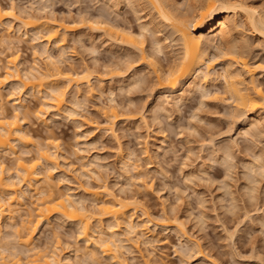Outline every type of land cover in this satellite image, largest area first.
<instances>
[{"label": "rangeland", "instance_id": "obj_1", "mask_svg": "<svg viewBox=\"0 0 264 264\" xmlns=\"http://www.w3.org/2000/svg\"><path fill=\"white\" fill-rule=\"evenodd\" d=\"M40 1L0 0V8L3 7V11H8L10 8L12 9L10 11H13L11 14L13 16L9 15L11 18L6 15L3 20V22L6 20V24L4 23L6 26L3 24L0 28V80L4 77V82L6 81L8 67L6 68L5 64H8L9 58L14 56L19 63L18 72L8 70L11 74H8L6 83L0 85V113L1 110L8 115L17 113L22 130L29 131L34 142L50 138L56 141L54 143L58 145L59 156L56 169L50 171L51 184L52 182L57 184L56 189L54 186V192L65 193L69 186L77 198L81 195L82 204L91 208L92 212H95L96 208L93 207L97 203L91 202L92 197L85 193L84 189L98 191L100 196L105 197L103 186H107L108 192L116 195L122 202L135 204L129 205L128 214L133 215L131 221L135 223L134 226L137 225L136 231L135 228L132 231L127 228L131 233L126 231L123 223L115 227L124 243L120 242L122 246L115 254L123 264H264V171L259 168L260 162L264 165V112L260 111L256 115L263 124L261 123L255 131L256 134L260 131L261 135L255 134V137L252 132L255 128L250 129L251 127L243 126L241 122L247 113L241 115L243 119L238 113L234 114L233 106L230 105L232 102L224 93L225 84L221 74L224 75L225 56L224 59L215 56L217 51L214 47L213 52L210 49L208 51L210 54L206 56L207 59L205 58V63L207 66L210 64L211 67L206 70L205 64V68L201 70L209 71L210 76H214L206 86L210 95L192 93L188 95L189 98L186 96V100L180 102V106L178 104L175 107L162 96L165 95L166 90L158 85L155 75L151 73L152 68L147 64L148 59L143 60L141 56L150 55L148 58L153 59L161 70L166 71L174 63L176 54H179L178 42L174 37L168 38L166 33H169L167 32L169 28L157 18H153L155 12L151 5H147L148 2L139 1L130 5L124 2L118 4L113 0ZM173 1L180 9L179 14L182 13L181 16L185 18L189 31L193 32L190 21L194 14L190 11L199 4L206 7L208 1L214 0ZM239 1L242 3L244 1L243 4L246 6L256 8L259 14L262 13L264 16V0ZM184 12L186 13L183 15ZM14 17L20 18L21 21L29 17L36 18L30 19L37 20L36 24H40L37 25L40 28L33 29L34 31L28 29L29 27L24 28ZM59 22L72 28L68 31L59 30V38L64 42L61 52L56 48L53 49L52 43L45 40V30L51 26L57 28L56 23L60 24ZM139 24L140 26L147 24L149 27V31L144 32V37L142 35L143 52L130 49L127 43L124 44L125 40H122L123 29L124 32L126 30L132 34H139L141 31ZM240 25L241 28L238 27L235 38L238 35L240 41H237L238 44L246 46V48L242 46L246 49L242 57L249 67L255 69L254 74H250L255 85L259 84L264 88V68H262L264 38L259 37L249 26L246 27L245 23L241 22ZM104 27L110 28V31L106 32ZM102 29L105 31L102 32ZM163 29L165 31H162ZM120 31L122 34L120 33L119 37ZM35 32L38 33L39 41L32 39ZM135 37L139 35L133 38ZM153 40L161 43L163 48L161 53L150 50ZM42 44L48 47V53L50 51L48 59L41 50ZM55 67L66 74L67 72L77 76L86 74L87 81L81 82L82 84L66 85L63 106L60 113H56H59L56 118L55 112L44 108L43 110L48 112L40 114L37 112L38 117L35 118L37 116H33L35 110L42 108L40 95H32L31 91L28 92L20 84V81H25L26 75L38 78L46 72L45 75L51 77L48 79V76L42 75L47 79H43L44 82L54 83L53 68ZM238 68L236 67V72L241 73L242 77L244 71H239L241 69ZM26 72L29 75L25 74ZM246 74L240 79L245 83L243 86L248 85L247 88L250 89L252 81L248 77L251 76ZM132 75L133 77L137 75L136 77L141 79L137 81L139 84L134 83L133 87L130 86L133 83L130 85L127 82L121 83L124 77ZM55 83L59 86L63 84L60 81ZM19 97L22 98L23 104H26L25 107L30 112H28L29 116L25 114V109L14 112L11 100ZM157 107H164V110H158ZM111 111L116 113V117H113ZM43 120L47 121V125ZM245 128L249 131L244 132ZM223 148L227 150L226 154ZM34 150L32 144L17 142L12 152L15 154L2 153L0 162L14 172L16 155L28 158L35 153ZM126 153L128 155L134 153V156H128ZM256 156H261L260 160L257 158L256 161ZM81 161L88 168L81 165ZM250 165L252 167H249ZM255 165L256 169L253 168ZM42 167L45 169V166ZM257 169L260 171L258 172ZM84 171L88 176H81ZM24 187L22 184L19 185V190L26 194V197L19 198V201L25 206L34 201L35 195ZM35 203L37 201L33 204ZM34 205L30 206L34 207ZM148 218L152 221L149 222L150 224L146 222ZM20 219L17 217L15 221L19 222ZM7 222L8 220L5 221ZM92 222L95 226V221ZM5 223L1 224L0 246L7 243L5 248H9L8 252H12L13 249L22 250L21 246L16 245L15 239L10 237L13 230L7 228L9 223ZM101 223L106 229L110 221L103 219ZM142 224H145L143 226L145 228ZM77 229L75 224L69 221L59 220L56 216L51 217L47 223L38 226L31 246L38 251L44 250V247V251L55 249L56 252L58 251V254L56 253L58 257L62 259L60 264H114L97 247L86 246L77 235ZM6 252L4 253L7 256L9 253ZM88 252H93L95 256L93 261ZM66 253H69V261L63 259ZM8 259L12 258L8 256Z\"/></svg>", "mask_w": 264, "mask_h": 264}, {"label": "bare ground", "instance_id": "obj_2", "mask_svg": "<svg viewBox=\"0 0 264 264\" xmlns=\"http://www.w3.org/2000/svg\"><path fill=\"white\" fill-rule=\"evenodd\" d=\"M113 1L115 3H118V4H119V2L120 3L124 2V3L130 4V5H131V3L134 4V2L139 3V1L140 2L145 1L146 3L148 2L147 5H151L154 12H155V17H153V18H157L160 22H162L166 27L169 28V30L167 31L169 33L168 34L166 33V35H168V38L174 37V39H176V41L178 42L179 54L178 53L176 54L177 57L174 58L175 59L174 63L172 64V66L170 65V67H168V69L166 71L161 70V68L159 67L157 62H155L151 58H148L150 55H148V56L141 55L143 60L148 59V61L146 60L148 63L146 61L145 62L147 64H149L150 67L152 68V72L151 71L150 72L155 75V78L158 81V85H160V87L162 89L166 90L165 95H162L163 97H165L166 100L172 102L173 105L176 107L178 104L180 106L181 105L180 102H183V100L185 101L186 96H188L192 93L194 94L195 92H199L203 96H207L209 94V91H208L209 88L206 86H207V83L214 76L211 77L210 76L211 74L209 71H205V72L203 71L202 72L201 69H203V67L205 68V66H206V70L207 69L209 70V68L211 67V66H209L210 64L208 65L209 66L208 67L207 64L205 63V58L208 54H210V53H208V51L215 47L216 51H217V53H215V56H219L222 58L225 56L224 58H226V59L223 58L224 62H225V64H224V75H223V73L221 74V77L223 78V81L225 84L223 87L225 89L224 93H226V95H228L229 100H231V102H232V104H230V105L233 106L232 109L234 110L233 111L234 114L238 113V116H241V115L244 116V113H245V115L247 113V116L244 119L241 116L243 119V120H241V122L243 123V126L251 127L250 129L255 128V130L254 131L252 130V132L254 133V135L256 134V132H255L256 129L259 128L260 124L262 123L259 119H257L256 115H258L257 113L260 111L264 112V88L260 87L261 85H259V84L255 85V83L253 82L254 80L252 79V75H250V74H254L253 71H255V69L252 68V66H250L251 67L250 68L247 61L245 59H243L244 58V57H242V56H244L243 51L246 52V49L242 48V46L245 48H246V46H245V44H242V45L238 44L237 41H239V38L237 35L236 37L238 38V40H236L237 38H235V35H236L235 33H236L238 27H239V29L241 28L240 23L243 22L247 25L246 27L249 26V28H251L252 31L257 33L259 37L261 36L262 38H264V16L262 13L259 14V12H258L259 10L257 11L256 8L250 7V5L246 6L243 4L244 1L242 3L239 0H214L213 2L206 0V1H208V4H205L206 7L201 6V4L198 3L199 5L194 6V9H192V11H190L192 14H194L191 17L192 19L190 18L191 19L190 22L193 26V28H192L193 32L198 33V34H195V33L189 31L188 24H186L185 18L183 16H181L182 13L179 14L178 10H180V9H178V7H177L178 5L176 6V4L174 3L173 0H113ZM112 2H111V4H112ZM2 8H0V28L6 22V20L3 22L4 18L7 16L10 17L9 15L6 16V13H9L8 11L12 10L10 8L8 11L5 10L6 11L5 12V11H3L4 9H2ZM189 9H190V7H189ZM186 12H187V9H186ZM186 12H184L183 15ZM10 13L13 14V11H10ZM192 14H190V15H192ZM31 15H33V14H31ZM11 16H13V15H11ZM14 18L17 21L21 22L22 25L24 26V28L29 27L28 29L31 28L32 30L33 29L39 30L37 28H40V27H38V26H40V24L39 25L36 24L37 20L36 21L31 20V19L35 20L36 18L29 17V18H27L28 20L24 19L25 21H23V20L21 21L20 18H18V17L17 18L14 17ZM90 23H89V25H90ZM101 23H102V21H101ZM187 23H189V22H187ZM56 25L58 26L57 27L58 29L53 28L51 26L45 30V40L48 43H52V46H54L53 49L56 48V50H59L61 52L62 44L64 42H63V39L59 38V36H60L59 32L62 30L68 31V30H71L72 28H70L71 27L70 25H68L69 27H67L63 23H60V24L56 23ZM7 26L8 27L10 26V21H9V25L7 24ZM41 26H43V25H41ZM139 26H140V24H139ZM109 27H110V25H109ZM189 27H190V25H189ZM104 28L106 29V27H104ZM140 28H141L140 30L142 31V34L140 31L139 34L133 33L134 34L133 35L129 31L125 30V32H124V29H123L124 34H122L120 31L118 36L120 35V33L123 35L122 40L124 39L125 42L124 41H122V42H124V44L127 43L128 47H130V49H133V50L139 51V52H143L144 40L142 38V35L144 37V35H145L144 32L147 33L149 31V29H148L149 27L147 24H141ZM105 29H102V32H103V30L105 31ZM164 29H165V27H164ZM164 29L162 31H165ZM107 30L110 31V28H107L106 32H107ZM112 30H113V28H112ZM38 33L35 32L33 34L34 36L32 35L33 36L32 39L34 41L39 39V37L37 36ZM111 33H112V31H111ZM116 33H117V31H116ZM113 34L115 35V33H113ZM135 35H139V37L141 36V38H139V37H137V38L135 37L136 39L133 38ZM151 35L153 36V34H151ZM169 35H170V37H169ZM111 36H113V35H111ZM114 38H116V37H114ZM114 38L112 39L113 41H114ZM118 39L119 38H117V41H118ZM42 45H43L41 47L42 52L46 55L47 59L50 58L49 57L50 51L48 53V47L45 46L44 44H42ZM161 48H162L161 43L158 40L152 41V43L150 45L151 51L153 50L154 52H157V53L160 52L161 53L162 52ZM212 52H213V49H212ZM43 53H42V55H43ZM93 53H95V52L93 51ZM35 56H36V54H35ZM137 56H139V55H137ZM152 56H153V54L151 55V57ZM129 57H131V56H129ZM127 59H128V57H127ZM133 59H134V56H133ZM16 60H17V58L13 56V58L12 57L9 58L8 64L7 65L5 64V67L6 66L8 67V69L6 70L8 72L6 74L7 75L6 81L9 77L8 74H11V72L9 73L10 70H12V71L14 70L16 73L18 72L17 64L19 65V63ZM52 61H53V59H52ZM50 62H51V60H50ZM52 65H54V63ZM236 67H239L241 69V70H239V68H238L239 71L243 70L244 72L247 73L246 74L243 72V74H246V75L249 74V76H251L248 78L251 79L252 82L251 81L250 82L252 83L253 87L251 85V86H249L250 89H248L247 84H246L247 86L245 85L246 87L243 86L245 83H243V80L240 79L241 73L236 72ZM262 68H264V67H262ZM53 69H54L53 72H54L55 77L52 75L53 72L51 73V75L53 76V78H55L53 81L54 83H50L48 81L44 82L45 80H47L45 78L48 76V75H45L46 72L44 75L41 74L38 78H36L37 76L35 77V76L30 75L31 76L30 77V76L26 75L25 81H20V84H22V86L26 90H28V92L31 91L32 95H35V94L37 96L40 95L39 96L40 107H42V108H38L39 107V103H38V107H37L38 109H36L35 110L36 112L33 113V116L37 115V116H35V118L38 117L37 112H39V114L42 112H46V111H44L45 109L46 110L51 109L52 112H55V114L54 113L53 114L55 115V118H56V115H58L60 113L61 107L63 106L64 93H65L64 91H65V89H67L66 87L68 86V84L69 85L72 83L82 84L81 82L87 81V80H85V78H87L86 74L77 76L76 74H71L69 72H67V74L64 72H61V71H59V69L57 67H55ZM31 71H32V69H31ZM261 71H263V70L261 69ZM25 74L29 75V73H27V72ZM34 74H35V72L33 73V75ZM243 74H242V77H243ZM42 75L46 76V77L43 78ZM147 75H149V74H147ZM212 75H214V74H212ZM41 76H42V78H40ZM136 76H134L135 78L133 77V75L124 77L125 79L121 80V83L127 82V83H129V85L131 83H133L130 86L134 87V83L139 84V82L137 83V81L141 80L139 77H136ZM50 77L51 76L49 75L48 79H50ZM216 77H218V76H216ZM35 78H36V80L34 81ZM121 78H122V76H121ZM4 79L5 78L3 77V79L0 80V85H2L3 83H6V81L4 82ZM43 79H45V80H43ZM55 81L56 82L60 81L61 84L63 82V84L61 85L62 87L59 86V84L57 85V83H55ZM222 86H223V84H222ZM76 87H79V86H76ZM9 94H10V92H9ZM187 98H189V96ZM11 101H12L11 106L13 107L14 112H16L18 109L19 110L25 109V114H27L29 116L30 112L25 107L26 104L25 105L23 104L22 98H20V97L19 98H13ZM74 103H75V101H74ZM43 108H44V110H43ZM158 110H164V107L163 108L159 107ZM2 112L3 111L1 110V113H0L1 114L0 115V158H1L2 153H6V154L8 153L9 154V152H11V154H15L12 152H13L14 146L17 142L25 144V145L32 144V146L35 148V150H34L35 153L32 156H29L28 158L17 157V155H16V157L14 158L15 159V163H14L15 169H13L14 172H12L10 170V168L9 169L6 168L4 166V164L0 162V232H1V227H2L1 224L2 223L4 224L5 221L8 220L7 223H9V224H8L7 228H12L11 230L14 231V233H13V231H11L12 235H10V237H12V239H15L16 245H19L22 248V250L21 249H19V250L13 249L14 251L12 250V252H8L7 249H9V248H5L6 247L5 244H7V243H5L4 245L2 244L3 247L0 246V264H60L62 259H60L58 257V255H57L58 251L56 252V250L53 247L52 248L54 249V251H44L45 247H44V250L41 249V251H38L37 248H34L33 246H31L33 237L34 238L36 237L35 235H36V230H37L38 226H40L44 223H47L49 221V219L51 217L53 218L54 216L59 217V220L62 219L64 221H69V222L75 224V226L78 228L77 229L78 230L77 235L79 236V238L82 241L85 242L86 246L92 247V245H93L94 247H97L98 249H100L101 253L104 256H106L107 258L109 257L108 259H111L110 261L114 262V264H123L122 262H120V260L117 259L116 254H115L116 250H117V252H118V250H120V248H121L120 246H122V243H123L122 240L120 239L119 235H118L119 233H117V231L115 230L116 229L115 227L119 226L120 224L122 225V223L125 224V227H126L125 230L126 231H129L128 229H131V231H132V229L137 227V225L134 226L135 223H133L131 221L132 220L131 218L133 215L130 216V213L128 214L129 208H130L129 205H131L133 202L132 203L130 202L131 204H128L129 202L126 203L125 200H123L125 202H122L120 199H118V197H116V195H113L112 193H110V191L108 192L107 186H105V187L103 186V190H104L103 192H105V197H104V195L100 196V192H98V191H94V190L89 191L87 189H84L83 191L84 192L86 191L85 193H87L88 195H90L92 197L91 202L97 203L96 206L93 207V208H96V209H94L95 212H92L90 210L91 208H88L82 204L83 199L81 200V198H82V197H80L81 195L80 196L78 195L79 198H77L76 194L73 193V190L69 186H67V191L65 193H62V194L55 193L54 192V186L56 189L57 184H56V182H55V184H53L54 182H52V184H51L52 179L50 180V178L52 177V175H51L50 171L53 169H56L57 158L59 156L58 155L59 152H57V149H58L57 146L58 145L54 143L56 141L50 140L52 138H50L49 140L46 138L47 140H45V141L34 142L33 138H31V136L29 134V131L24 132V130H22L21 124H20V118L18 117L17 113L8 115V114H5V112L4 113H2ZM57 112H59V113L56 114ZM72 112H73V110H72ZM112 114H114V116L113 115H111V116L116 117V115H115L116 113L112 112ZM261 116H263V115H261ZM231 117H232V115H231ZM235 117L237 118V116H235ZM50 119L51 118H49V120ZM111 119H112V117H111ZM155 119H156V117H155ZM234 120H237V119H234ZM239 120H240V118L238 119V121ZM261 120H263V119H261ZM21 121H22V119H21ZM47 121H48V119H47ZM47 121L43 120V123L46 124ZM108 122H110V121H108ZM242 123H241V125H242ZM246 128L244 129V132H245V130H248ZM241 131H243V130H241ZM259 133H261V132L259 131ZM251 134L252 133H250V135ZM258 134H256V135H258ZM256 135H255V137H256ZM259 135H261V134H259ZM252 137H253V134H252ZM224 148H226V147H224ZM224 148H223V150L225 151L224 153L226 154L227 150H225ZM25 149H27V148H25ZM226 149H229V148H226ZM230 151H231V149H230ZM230 151H228V152H230ZM27 152H28V150H27ZM133 154L129 153V155L128 154L127 155L130 156ZM133 156H131V157H133ZM81 157H79V158H81ZM259 157H261V156H259ZM259 157L256 156V158H255L256 161H258L257 158L260 160ZM93 161H95V159ZM82 162L83 161H81V163ZM88 162H89V160H88ZM128 163H130V162H128ZM132 164H134V163H132ZM261 164L262 163L260 162V165ZM81 165H84V164L82 163ZM87 165H89V164L87 163ZM260 165H259L260 170L263 169L262 171H264V168H261V166L264 167V165H261V166ZM42 166H45V169ZM84 166H86V165H84ZM249 167H252V166L250 165ZM41 168H43V171L41 170ZM253 168L256 169L257 166L255 165V167H253ZM228 169H229V167H228ZM134 170H135V168H134ZM85 171L87 172V170H85ZM136 171L137 170H135V172ZM252 171H253V169H252ZM257 171H258V169H257ZM262 171H261V173H262ZM84 172L81 174V176H83V175L88 176L87 173L85 172L86 173L85 174ZM42 173H43V175H41ZM44 173H45V175H44ZM247 177H249V176H247ZM61 179L64 180V178H61ZM250 180H251V178H250ZM59 181H61V180L59 179ZM59 181H58V183H59ZM21 184H22V186H25L24 188H26V190H28L29 192L30 191L33 192V194L35 195L34 201H31L29 203L30 205L31 204L34 205L33 203L37 201V203H35L34 207L33 206L31 207L30 205H26V204L24 206L23 203H21L19 201V198L22 199V198L26 197L25 196L26 194L24 195L25 192H21V190H19V185H21ZM65 190H66V187H65ZM23 201H24V199H23ZM134 205H131V206H134ZM26 207H28V208H26ZM21 213H23L24 216ZM16 216L21 218L20 220H18L19 222L15 221V219H17ZM103 219H107L108 221H110V223L107 224V226L105 227L106 229H104V227H103L104 224L101 223V222H103ZM111 220H112V222H111ZM148 220H150V219L149 218L147 219V221H146L147 223L152 222L151 220L150 221H148ZM92 221H95V224H96V225L94 224L95 226H93ZM97 222H98V224H97ZM7 223H5V224H7ZM62 224L63 223L61 222V225ZM64 224H65V222H64ZM263 225L261 224V227ZM143 226H145V224L144 225L142 224V227ZM4 227L6 228L5 225H4ZM125 227H123V228H125ZM143 228H145V227H143ZM143 228H142V230H143ZM7 230H4V231H7ZM105 230H108V232L107 231L105 232ZM131 231H129V232L131 233ZM134 231H136V228L134 229ZM7 238H8V236H7ZM2 241H3V239H2ZM120 242H122V243L120 244ZM3 243H4V241H3ZM12 245H14V244H12ZM18 248H20V247H18ZM56 249H58V248H56ZM5 251H7L9 253L7 256L4 253ZM69 253H66L63 256L64 257L63 259L69 261V259H68ZM88 253L90 254V257L93 261V259L95 257L92 254L93 252L92 253L88 252ZM89 254H88V257H89ZM19 255L22 256L24 258L23 260H25V261H23L22 257H19ZM8 256L11 257L12 259H8ZM97 261H99V259Z\"/></svg>", "mask_w": 264, "mask_h": 264}, {"label": "snow or ice", "instance_id": "obj_3", "mask_svg": "<svg viewBox=\"0 0 264 264\" xmlns=\"http://www.w3.org/2000/svg\"><path fill=\"white\" fill-rule=\"evenodd\" d=\"M6 15H11V13H6Z\"/></svg>", "mask_w": 264, "mask_h": 264}]
</instances>
